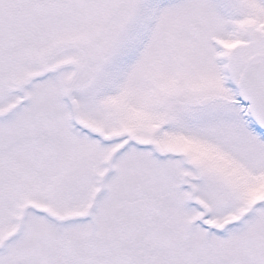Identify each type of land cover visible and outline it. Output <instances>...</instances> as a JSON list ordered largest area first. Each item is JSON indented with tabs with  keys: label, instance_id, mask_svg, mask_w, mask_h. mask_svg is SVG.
<instances>
[{
	"label": "snow or ice",
	"instance_id": "snow-or-ice-1",
	"mask_svg": "<svg viewBox=\"0 0 264 264\" xmlns=\"http://www.w3.org/2000/svg\"><path fill=\"white\" fill-rule=\"evenodd\" d=\"M0 264H264V0H0Z\"/></svg>",
	"mask_w": 264,
	"mask_h": 264
}]
</instances>
